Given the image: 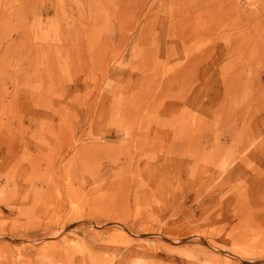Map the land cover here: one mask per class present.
<instances>
[{
	"label": "rangeland",
	"instance_id": "rangeland-1",
	"mask_svg": "<svg viewBox=\"0 0 264 264\" xmlns=\"http://www.w3.org/2000/svg\"><path fill=\"white\" fill-rule=\"evenodd\" d=\"M47 1L0 0V264H264V0Z\"/></svg>",
	"mask_w": 264,
	"mask_h": 264
},
{
	"label": "bare ground",
	"instance_id": "bare-ground-1",
	"mask_svg": "<svg viewBox=\"0 0 264 264\" xmlns=\"http://www.w3.org/2000/svg\"><path fill=\"white\" fill-rule=\"evenodd\" d=\"M41 1H42V0H41ZM46 1H47V0H46ZM67 1H68V0H67ZM142 1H143V0L140 1V4H142V5L145 4V2H142ZM173 1H174V0H173ZM175 1H176V0H175ZM185 1H186V0H185ZM203 1H205V0H203ZM210 1H211V0H210ZM212 1H214V0H212ZM212 1H211L210 3H212ZM47 2H48V1H47ZM60 2H61V1H60ZM121 2H122V1H121ZM161 2H162V6H164V8H166L167 5H166L162 0H161ZM181 2H182V1H181ZM186 2H187V1H186ZM188 2H189V1H188ZM193 2H194V1H193ZM198 2H199V1H198ZM224 2H225V1H224ZM224 2H223V3H224ZM64 3H65V2H63V3H57V0H53V2H51L50 8H53V7H54V8H55V7L58 8V7H59L60 9H63V8H64V7H63V4H64ZM122 3H123V2H122ZM163 3H164V5H163ZM191 3H192V1H191ZM200 3H201V2H200ZM205 3H206V1H205ZM207 3H208V2H207ZM207 3H206V5H207ZM220 3L222 4V1H221ZM220 3H218V5H219ZM229 3H230V2H229ZM229 3L224 4V6H226V8H227V5H228ZM47 4H48V3H44L43 6H48ZM133 4H134V3H133ZM174 4H175V3H174ZM174 4H172V5H174ZM176 4H177V2H176ZM176 4H175V5H176ZM193 4H194V3H193ZM196 4H197V3H196ZM203 4H204V2H203ZM203 4H202V5H203ZM215 4H217V3H215ZM231 4H232V3H231ZM234 4H235V3H234ZM234 4H233V5H234ZM134 5H135V4H134ZM136 5H137V4H136ZM149 5H150V4H149ZM165 5H166V7H165ZM187 5H188V4H187ZM213 5H214V4H213ZM236 5H237V4H235V9H236V12L238 13L237 8L239 9L240 7H238L239 5L236 7ZM74 6H75V5H74ZM122 6H123V5H122ZM139 6H140V5H139ZM203 6H205V4H204ZM208 6H209V5H207V8H204V7H203V8H204V9H207L208 11H210V9H208ZM210 6H212V5H210ZM220 6H221V5H220ZM220 6H219V7H220ZM230 6H231V5H230ZM230 6H229V7H230ZM48 7H49V6H48ZM169 7H171V4H170ZM190 7H192V5H191ZM229 7H228V8H229ZM135 8H136V7H135ZM173 8H174V7H173ZM195 8H196V7H195ZM203 8H202V9H203ZM212 8H213V7H212ZM221 8H222V6H221ZM136 9H137V8H136ZM166 9H168V8H166ZM178 9H179V7H178ZM217 9H218V6H217V8L215 7V9H214V10L217 11L215 14H219V12H220V11L217 10ZM223 9H225V8L223 7ZM233 9H234V7H233ZM235 9H234V12H233V13L237 14V13L235 12ZM240 9H241V8H240ZM240 9H239V10H240ZM55 10H56V9H55ZM57 10L59 11V9H57ZM171 10H173V9H171ZM193 10H194V9H193ZM207 10H205V11H207ZM243 10H244V9H243ZM178 11H179V10H178ZM198 11H199V10H198ZM208 11H207V13H208ZM221 11H222V10H221ZM211 12H212V11H210L208 14L211 15V14H212ZM214 12H215V11H214ZM225 12L228 14V11H225ZM229 12H230V9H229ZM195 13H198V12L195 11ZM207 13H203V14L207 15ZM233 13H232V14H233ZM240 13H242L241 10H240ZM203 14H202L201 16H204ZM213 14H214V13H213ZM221 14H222V12H221ZM224 14H225V13H224ZM232 14H231V15H232ZM186 15H187V14H186ZM191 15H192V14H191ZM196 15H199V13L196 14ZM228 15H229V14H228ZM231 15H230V16H231ZM188 16H190V15H188ZM212 16H213V15H212ZM217 16H218V15H217ZM221 16H222V15H221ZM221 16H220V17H221ZM223 16H224V15H223ZM223 16H222V17H223ZM230 16H228V17L230 18ZM237 16H238V14H237ZM209 17H210V16H209ZM214 17H215V16H214ZM214 17H211V19L214 18ZM222 17H221V18H222ZM226 17H227V16H226ZM228 17H227V18H228ZM240 17H241V16H240ZM200 18H202V17H200ZM204 18H205V16H204ZM206 18H207V16H206ZM215 19H216V18H215ZM218 19H219V16H218ZM235 19H236V18H235ZM235 19H234V20H235ZM202 20H204V19H202ZM232 20H233V19H232ZM237 20H239V19H237ZM237 20H235V21H237ZM151 21H152V19H151ZM199 21H200V20L198 19L197 22L199 23ZM211 21H212V20H211ZM211 21H210V22H211ZM220 21H221V20H220ZM226 21H228V19H227ZM147 22H148V21H147ZM183 22H184V21H183ZM201 22H202V21H201ZM204 22H205V21H204ZM204 22H202V23H204ZM214 22H215V20H214ZM214 22H213V23H214ZM216 22H217V21H216ZM222 22H223V21H222ZM232 22H233V21H232ZM162 23H163V22H162ZM228 23H229V22H227V24H228ZM148 24H149V23H148ZM148 24H147V25H148ZM174 24H175V23H174ZM179 24H180V23H179ZM179 24H178V25H179ZM190 24H191V23H190ZM195 24H196V23H195ZM199 24H201V23H199ZM215 24H216V23H215ZM220 24H221V23H220ZM225 24H226V23H224V25H225ZM171 25H172V24H171ZM171 25H170V26H171ZM180 25H182V23H181ZM201 25H202V24H201ZM201 25H200V26H201ZM203 25H204V24H203ZM229 25H230V24H229ZM145 26H146V25H145ZM166 26H168V25L166 24L165 27H166ZM176 26H177V25H176ZM210 26H211V25H210ZM214 26H215V25H213V28H214ZM226 26H228V25H226ZM226 26H225V27H226ZM148 27H149V26H148ZM165 27H164V28H165ZM172 27H173V26H172ZM177 27H178V26H177ZM184 27H185V26H184ZM202 27H203V26H202ZM202 27H201V28H202ZM208 27H209V26H208ZM146 28H147V27H146ZM169 28H170V27H169ZM198 28H199V26H198ZM205 28H206V27H205ZM213 28H212V26H211L210 30H212ZM220 28H221V27H220ZM172 29H173V28H171L170 31H171ZM186 29L188 30V26H187ZM189 29H190V28H189ZM228 29H230V28L228 27ZM146 30H147V29H146ZM187 30H186V31H187ZM198 30H199V29H198ZM206 30L208 31V28H206ZM210 30H209V32H210ZM213 30H214V29H213ZM224 30H225V29H224ZM226 30H227V29H226ZM123 31H124V30H123ZM172 31H173V30H172ZM183 31H184V30H183ZM201 31H202V30H201ZM201 31L199 30V32H201ZM204 31H205V29H204ZM207 31H205L204 33H206ZM215 31H216V30H214V33H215ZM148 32H149V31H148ZM190 32H191V29H190ZM145 33H147V32H145ZM145 33H144V34H145ZM168 33H169V32H168ZM183 33H184V32H183ZM188 33H189V32H188ZM185 34H186V33H185ZM185 34H184V35H185ZM184 35H183V36H184ZM186 35H187V34H186ZM186 35H185L184 39L186 38ZM191 35H192V33H191ZM199 35H200V34H199ZM216 35H217V32H216ZM142 36H143V34H142ZM145 36H146V35H145ZM173 36H175V35H173ZM183 36H182V37H183ZM224 36H225V35H224ZM168 37H169V35H168ZM187 37H188V36H187ZM216 37H217V36H216ZM139 38H140V37H139ZM200 38H201V37H200ZM140 39H141V38H140ZM140 39H139V40H140ZM143 39H144V38H143ZM186 39H187V38H186ZM139 40H138V41H139ZM145 40H146V38H145ZM148 40H149V39H148ZM143 41H144V40H143ZM146 41H147V40H146ZM139 43H140V41H139ZM145 43H146V42H145ZM147 43H148V42H147ZM200 44H201V43H200ZM236 44H237V43H236ZM239 44H240V43H239ZM231 45H232V44H231ZM237 45H238V44H237ZM241 45H242V44H241ZM242 46H243V45H242ZM156 48H157V47H156ZM206 48H207V47H206ZM206 48H205V49H206ZM213 48H214V47H213ZM225 48H226V47H225ZM225 48H224V49H225ZM211 49H212V48H211ZM229 49H230V48H229ZM243 49H244V48H243ZM207 50L210 52L209 48H207ZM226 50H227V49H226ZM231 50H232V49H231ZM251 50L255 51V48L253 47V48H251ZM154 51H156V50H154ZM211 51H212V50H211ZM228 51H229V50H228ZM228 51H226V52H228ZM239 51H240V50H239ZM226 52H225V53H226ZM152 53H153V52H152ZM239 54H240V53H239ZM200 55L202 56V55H204V54H200ZM192 57H193V56H192ZM199 62H201V61H199ZM196 66H197V65H196ZM190 67H191V66H190ZM228 68H229V67H228ZM238 71H239V70H238ZM238 73H239V72H238ZM236 74H237V73H236ZM233 85H234V84H233Z\"/></svg>",
	"mask_w": 264,
	"mask_h": 264
}]
</instances>
